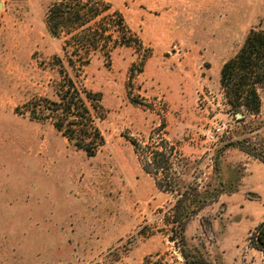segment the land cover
Listing matches in <instances>:
<instances>
[{"label": "rangeland", "instance_id": "374dc122", "mask_svg": "<svg viewBox=\"0 0 264 264\" xmlns=\"http://www.w3.org/2000/svg\"><path fill=\"white\" fill-rule=\"evenodd\" d=\"M54 1L0 0V264H264V85L244 117L220 85L264 0H100L109 55L54 36ZM68 78L99 98L94 155L27 109Z\"/></svg>", "mask_w": 264, "mask_h": 264}, {"label": "trees", "instance_id": "16d2710c", "mask_svg": "<svg viewBox=\"0 0 264 264\" xmlns=\"http://www.w3.org/2000/svg\"><path fill=\"white\" fill-rule=\"evenodd\" d=\"M99 1L55 0L47 15L49 31L58 37L64 32L67 33L76 45L80 42L92 45L91 41L95 40V48L105 47L109 55L112 45L108 46L106 42L101 43L102 40L98 39L103 36L104 30L101 29L102 33H99V27L93 28L89 25L91 20L100 16L101 8L108 12L111 9L109 3H103L101 7L102 3ZM106 14L110 18L114 17L112 13ZM121 25L125 26L123 21ZM121 43L119 41L117 44ZM113 47L117 48V45ZM89 60L90 56L83 58L84 64H88ZM67 80V84L63 85L66 91H61L59 100L37 97L28 101L27 109L35 118H51L54 126L63 135L77 147L84 149L88 155H94L104 142L97 126V120H100L99 98L84 87L79 89L74 79ZM220 85L231 111L240 112L243 117L260 111L259 88L264 85V29H251L238 51L223 63L220 69ZM156 165V171L164 170L162 163L157 162ZM255 240L264 249V222L260 224Z\"/></svg>", "mask_w": 264, "mask_h": 264}, {"label": "water", "instance_id": "95a60500", "mask_svg": "<svg viewBox=\"0 0 264 264\" xmlns=\"http://www.w3.org/2000/svg\"><path fill=\"white\" fill-rule=\"evenodd\" d=\"M237 115H238V116H241V113H240V112H238V113H237Z\"/></svg>", "mask_w": 264, "mask_h": 264}]
</instances>
